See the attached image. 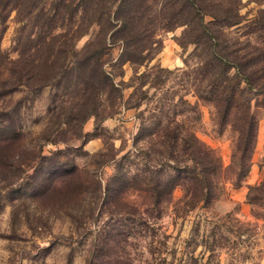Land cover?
I'll return each mask as SVG.
<instances>
[{
    "label": "rangeland",
    "instance_id": "1",
    "mask_svg": "<svg viewBox=\"0 0 264 264\" xmlns=\"http://www.w3.org/2000/svg\"><path fill=\"white\" fill-rule=\"evenodd\" d=\"M81 1L0 0V122L15 130L0 140V264H264V97L249 96L250 154L235 152L230 122L218 124L214 105L195 94L194 43H179L183 24L164 27L163 0L144 7L141 33L157 41L139 63L119 61L122 42L109 37L117 26L98 21L117 0H86V10ZM242 2L243 20L224 30L253 41L244 33L262 4ZM102 37L90 83L99 85L100 67L122 82L94 98L83 50ZM158 120L179 122L219 156L209 202L186 205L180 179L153 208L143 188L153 186L146 153L157 137H136ZM132 204L140 213L125 212Z\"/></svg>",
    "mask_w": 264,
    "mask_h": 264
},
{
    "label": "trees",
    "instance_id": "2",
    "mask_svg": "<svg viewBox=\"0 0 264 264\" xmlns=\"http://www.w3.org/2000/svg\"><path fill=\"white\" fill-rule=\"evenodd\" d=\"M148 1L117 0L112 14L102 15L98 20L101 25L107 26L106 31L117 26L109 37L113 42L116 38L122 42V50L118 56L121 62L129 60L139 63L143 57H141L143 49L151 47L157 41L151 38L152 31L149 32L150 38L147 39L143 35L146 31L141 33L140 30L141 20L146 15L144 7ZM255 1L262 5L256 9L244 33H253V41L242 39L224 30L243 20V15L239 11L243 4L242 0H163L157 10L164 21V27L184 25L179 43H194L192 53L197 60L193 71L198 79V85L194 89L195 94L198 98L214 105V115L218 124L225 125L230 122L237 134L234 150L244 154H250L256 132V117L249 110V96L256 92L264 97V0ZM79 6L86 10V0L83 3L81 1ZM205 16H209L210 20L206 21ZM140 41L142 47L136 44ZM97 43H99L98 47H95L96 42L92 41L83 50L86 53L83 64L88 70L84 82L86 89L90 91V97L94 98L97 95L95 91L104 94L105 97L110 96L112 92L119 90L122 82L116 83L113 77L100 67L99 85L94 86L90 83L95 78L97 57L99 53H103L107 45L105 38ZM118 97L121 99V95ZM90 109L95 111L93 106ZM110 113L106 112L101 117L109 116ZM173 122L167 120L163 126H160L158 120L148 130L139 127L136 137L140 138L143 131L155 132L157 137L151 148L152 155L146 153V156L154 162L151 180H148L153 186L143 188L155 196L153 208L156 209L159 207L160 195L169 194L180 179H183L185 185L186 205L191 208L197 202H209L216 195L217 184L214 174L221 172L219 156L214 149L195 134L185 131L184 125ZM9 125L0 122L1 141L13 139L11 134L15 133V130ZM188 161L192 163V169ZM176 162L184 163L179 165ZM7 166H13L11 160ZM246 171L240 172L238 177L241 178ZM125 175V173L117 176L115 174V178L123 182ZM186 181L190 184H186ZM108 191L110 190L106 185L104 195H107ZM123 203L126 205L125 201ZM129 207L125 210L126 213L130 215L140 213L138 206L132 204Z\"/></svg>",
    "mask_w": 264,
    "mask_h": 264
}]
</instances>
